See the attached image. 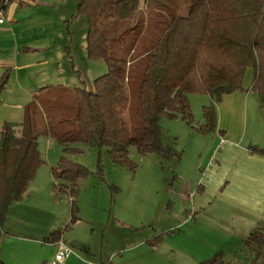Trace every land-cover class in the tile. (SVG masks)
Wrapping results in <instances>:
<instances>
[{"label": "trees", "instance_id": "16d2710c", "mask_svg": "<svg viewBox=\"0 0 264 264\" xmlns=\"http://www.w3.org/2000/svg\"><path fill=\"white\" fill-rule=\"evenodd\" d=\"M187 1V13L171 17L155 41L149 42L145 37L147 44L137 55L144 65L137 89L141 132L133 136L124 114L132 64L129 56L135 51L132 48L135 41L126 49L119 47L115 51L109 40L120 39L124 25L138 13L140 0H77L76 13L86 22V55L102 58L106 69L93 78L92 90L83 86L57 88L26 105L21 122L1 124L0 235L11 204L27 195L29 184L42 163L37 150L38 137L52 138L62 148L50 173L58 192H66L71 197L72 210L77 182L87 174L83 165L64 156L68 151H81L73 144L90 145L94 141L97 147L106 148L113 163L132 170L133 163L127 157L130 146L139 153L155 152L161 157L169 154V149L161 145L158 121L161 117L179 116L188 123V94L210 97L209 104L202 106L204 122L200 130L213 129L215 103L223 94L249 90L264 102V0ZM172 2L144 0L148 8H163ZM147 32L143 30L140 35L139 31V37ZM248 68L251 69L250 83L243 88L242 77ZM7 80L8 72L0 73V94ZM65 94L74 99L71 128L65 127L68 121L60 119L63 111L59 100ZM62 232L63 227H55L46 240L55 242ZM242 243L249 251L244 264H264V225L256 226ZM0 264H3L1 256ZM197 264L237 263L213 257Z\"/></svg>", "mask_w": 264, "mask_h": 264}, {"label": "rangeland", "instance_id": "374dc122", "mask_svg": "<svg viewBox=\"0 0 264 264\" xmlns=\"http://www.w3.org/2000/svg\"><path fill=\"white\" fill-rule=\"evenodd\" d=\"M187 10V0H173L163 8H148L144 0H140L138 13L124 25L120 39L109 40L115 51L119 47L126 49L135 41L132 47L135 51L129 56L132 64L126 84L124 114L133 136L141 132L137 89L144 65L143 59L139 60L137 55L147 44L145 37L149 42L155 41L171 17L184 16ZM68 19L71 22L66 25L70 33L68 50L63 51L59 58L64 74L57 84L92 90L93 78L106 69L104 61L100 57L89 58L86 55L84 17L79 14L77 18ZM143 30L148 32L139 37ZM250 78L251 69L248 68L242 77V86ZM209 98L206 94H188V123L179 116L161 117L158 121L161 145L169 149V154L161 157L155 152L139 153L134 146H130L127 157L133 163L132 170L113 163L106 148L97 147L94 141L90 145L73 144L81 151H68L64 156L83 165L87 174L77 182V193L73 198L75 209L72 210L71 197L66 192L60 193L54 188L53 195L49 197L50 187L44 186L49 182L56 186L50 167L62 154V148L52 138L38 137L37 150L42 163L28 187V193H31L29 202L43 206L46 202L52 212H57V216L67 215L60 225L64 234L69 232L65 235L61 233L65 244L69 234L70 238L81 240L95 257L100 253L111 264H197L219 255H226L225 258L229 257L227 259L233 263H247L249 251L242 243L246 236L240 238L231 230L226 231L228 223L214 224L210 214L212 210L201 214V217L196 216L199 209L192 197L194 186L189 181L195 174L194 169H198V162L204 160L211 146V136L216 134L212 131L215 125L213 129H199L204 122L202 106L209 104ZM73 100L72 95L66 94L59 100L63 111L60 119L69 122L65 126L67 128L73 126ZM6 112H0V127L3 119H6L4 122L22 121L23 115L18 116L19 112L13 110L8 114L11 119L7 120ZM190 128L194 131L192 136L188 134ZM203 165L202 162L199 169ZM76 214L80 220L75 224L77 227L69 231L68 227L78 217ZM206 216H209L208 219ZM224 220L227 222L228 218ZM61 236L59 239L63 241ZM69 248L71 252L74 250L71 246Z\"/></svg>", "mask_w": 264, "mask_h": 264}, {"label": "crops", "instance_id": "0c3cea01", "mask_svg": "<svg viewBox=\"0 0 264 264\" xmlns=\"http://www.w3.org/2000/svg\"><path fill=\"white\" fill-rule=\"evenodd\" d=\"M76 5L77 0L0 3L3 16L0 73L8 72L0 94V112L7 111V120L11 110L22 116L26 105L57 88L67 87L57 84L64 74L59 58L68 50L70 33L66 25L71 23L68 18L79 15ZM249 83L250 80L242 87L247 88ZM212 131L216 134L211 136V146L189 181L194 186L192 197L199 209L196 216L212 210L214 224L228 223L226 231L244 238L256 226L264 225V102L249 90L221 95L215 103ZM188 134L192 136L194 131L190 128ZM251 146L260 150L251 151ZM202 162L203 168L199 169ZM47 184L44 186L50 187V197L57 184ZM29 195L31 193L13 202L2 222L0 256L3 264H46L55 252L56 243L47 241L46 237L53 228L61 227L67 215L57 216L46 202L45 206L29 202ZM79 220L78 216L67 230L76 228ZM72 238L68 234L66 244L74 248V252L65 258V264L109 262L100 253L95 257L81 240ZM61 239L65 243L62 236ZM217 257L233 263L226 255Z\"/></svg>", "mask_w": 264, "mask_h": 264}, {"label": "built area", "instance_id": "2783aa9c", "mask_svg": "<svg viewBox=\"0 0 264 264\" xmlns=\"http://www.w3.org/2000/svg\"><path fill=\"white\" fill-rule=\"evenodd\" d=\"M8 1L9 0H2V3H6ZM2 22H3V16L2 13L0 12V24ZM55 243H56L55 252L51 260H49L46 264H65L64 260L71 253V249L60 239L56 240Z\"/></svg>", "mask_w": 264, "mask_h": 264}]
</instances>
